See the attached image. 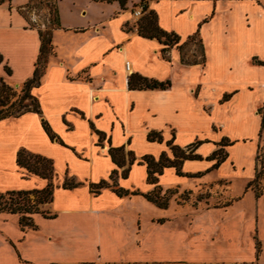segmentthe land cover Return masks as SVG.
Masks as SVG:
<instances>
[{
  "label": "crops",
  "instance_id": "0c3cea01",
  "mask_svg": "<svg viewBox=\"0 0 264 264\" xmlns=\"http://www.w3.org/2000/svg\"><path fill=\"white\" fill-rule=\"evenodd\" d=\"M68 1L67 11L63 0L56 2L52 54L31 90L41 116L26 112L0 120V193L40 190L48 183L17 166L19 150L50 159L54 190L40 210L52 218L33 214L36 229H22L17 214L0 212V264H259L264 256V3L142 0L159 28L179 37V45L197 35L204 62L193 63L194 49L182 54V62L177 46L164 57L162 44L137 34L131 9L141 0H128L124 9L116 1ZM27 2L0 5V79L15 87L32 77L39 31L51 26L33 11L24 12ZM134 73L169 80L170 87L129 90ZM42 120L58 140L49 139ZM149 132L159 133L161 142L148 141ZM168 143L183 150L195 144L189 150L200 159L182 161V175L165 167L150 184L141 158L164 153L172 160ZM110 148H123V167L112 162ZM218 150L222 161L216 165L212 155ZM128 153L135 159L129 167ZM113 170L117 188L130 192L146 194L158 186L162 194L203 197L190 206L170 197L161 209L139 195L119 197L109 187L94 193L90 185L110 182ZM260 170L257 182L246 188ZM66 178L80 185L64 189ZM215 195L223 203L211 205Z\"/></svg>",
  "mask_w": 264,
  "mask_h": 264
},
{
  "label": "trees",
  "instance_id": "16d2710c",
  "mask_svg": "<svg viewBox=\"0 0 264 264\" xmlns=\"http://www.w3.org/2000/svg\"><path fill=\"white\" fill-rule=\"evenodd\" d=\"M10 0H0V5L4 2ZM94 2H106L110 3L116 1L119 3L120 8L124 9L125 4L128 0H92ZM53 6V5H52ZM52 19L50 20V28L45 31H39V53L37 60L35 62L34 71L32 77L26 80L20 89V94H16L10 86L6 84L2 79H0V97L5 99L4 103H1V107L5 108L0 110V120L9 118V117H18L26 112H33L41 116V111L37 99L31 94V90L34 87H37L40 83L41 77L43 76L47 59L52 54V45H51V29L58 26L57 19V10L56 8L52 9ZM25 17V16H24ZM26 18V17H25ZM136 31L140 37L146 39H156L164 47L161 50L163 56L165 57V52L177 46L178 50L181 51L188 45V43L196 44L198 59L194 60L193 63H203L204 54L201 41L198 39L197 35L194 34L189 36L182 44L179 45V37L173 32H165L161 30L157 24V17L153 11H147V6L144 7L143 16L136 21ZM196 41V42H195ZM0 56V62H1ZM181 61L183 62V56L181 54ZM262 64L261 62H258ZM6 74L9 75L10 71L6 68ZM170 87V81H157L154 79H149L143 77L137 73L131 74L127 80V88L129 90H167ZM10 102V98H14ZM228 96H224L223 100L227 99ZM8 104V106H6ZM42 127L50 140H58L56 135L50 130L47 123L42 120ZM261 130L264 132V115L262 116ZM99 135H101L99 133ZM101 136L99 137V139ZM147 140L161 142L162 138L159 133L149 132L147 134ZM61 143V142H60ZM199 143V142H198ZM195 144L188 146L186 150L180 149L178 147L170 146V150L173 154V159H169L164 153H162L157 159L152 156H143L140 163L146 165V181L150 184L157 183V176L161 174L162 169L165 167H174L178 175H182L180 172V165L184 160H199L200 157L193 155V149L189 150L191 147H194ZM226 145L221 141L220 146ZM108 153L111 157L112 162L116 165L117 168H121L125 165V154L123 148H110ZM128 167L131 166L135 159L132 153H128ZM213 158L217 160L216 165L222 161L221 150L216 151L213 155ZM16 164L18 167L23 168L27 173L38 176L42 179L48 181L47 185L40 190H31V191H8L0 193V212H7L11 214H17L19 216V225L22 229L30 228L36 229L35 224L32 220V215L41 213L47 218H52L40 210V207L44 204L50 203L52 200V194L54 186L52 180L54 177L53 165L50 159L42 157L40 155L30 154L25 150H19L16 154ZM126 168L122 171L121 177L125 178L128 173ZM261 170L256 175V178L247 184L246 188L253 186L259 176L261 175ZM117 171L113 170L109 176V181H101L98 184L90 185V188L97 193L99 189L102 188H111L113 192L119 196H142L146 201L152 203L158 208L166 209L168 206V200L175 191H167L164 194L161 193V190L158 186L146 194L139 193L138 191H128L116 186ZM80 184L70 180L65 179L62 183V188L64 189H74ZM256 187V186H255ZM190 192H183L180 197L190 195ZM202 199V196H197L196 200ZM229 202L227 203V205Z\"/></svg>",
  "mask_w": 264,
  "mask_h": 264
},
{
  "label": "rangeland",
  "instance_id": "374dc122",
  "mask_svg": "<svg viewBox=\"0 0 264 264\" xmlns=\"http://www.w3.org/2000/svg\"><path fill=\"white\" fill-rule=\"evenodd\" d=\"M57 1L58 0H28V2L26 4H24L23 7H25V9H28V11H33L34 13H36L39 20L46 22V21L52 19V15H53L52 9L56 8V2ZM85 2H87V1L86 0H76V5H82ZM261 2L264 3V0H261ZM61 7L67 11L70 8L69 1L63 0V4L61 5ZM133 9H134V7H132L131 10H133ZM98 10L99 9H97L96 12H98ZM19 12L21 13V11H19ZM194 46H195V48H194ZM192 49H194L193 51L196 54L197 53L196 44L188 43V45L181 51V54H186V53L192 51ZM6 84L8 86H10L12 88V90L16 92V94H20L19 92H20L21 86L15 87V86L10 85L8 83H6ZM14 99H15V97L10 98L9 100L11 102ZM5 101H6L5 99L0 97V110H2V109L5 110L6 107H4V108L1 107V103H4ZM6 106H8V104ZM0 114H2V113H0ZM203 193H204V191H203ZM198 196H200V195H198ZM170 197H171L170 200L174 199L175 202H177L178 204H180L182 206H190L194 202L195 198H197V194L193 193V194H190L186 197L185 196L180 197V195L174 194V195H171ZM214 198L215 199H213L211 201H210V199L208 200V202H211V205H217V204L223 203V199H221L219 195H217V196L215 195ZM259 264H264V256L262 259L259 260Z\"/></svg>",
  "mask_w": 264,
  "mask_h": 264
},
{
  "label": "built area",
  "instance_id": "2783aa9c",
  "mask_svg": "<svg viewBox=\"0 0 264 264\" xmlns=\"http://www.w3.org/2000/svg\"><path fill=\"white\" fill-rule=\"evenodd\" d=\"M146 6V3L145 2H143L142 0L138 3V5L136 6V7H134V9L132 10V16H133V18L137 21V20H139L142 16H143V14H144V7ZM28 9H25L24 8V11L26 12ZM32 23H35L36 22V20L35 19H33V21H31ZM125 69L127 70V71H129V69H130V65H129V63L128 62H125Z\"/></svg>",
  "mask_w": 264,
  "mask_h": 264
}]
</instances>
